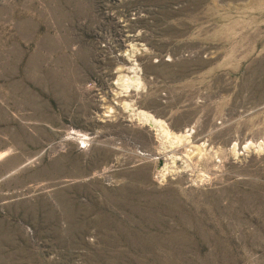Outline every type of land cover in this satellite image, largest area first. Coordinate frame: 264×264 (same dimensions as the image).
I'll use <instances>...</instances> for the list:
<instances>
[{
	"label": "rangeland",
	"instance_id": "rangeland-1",
	"mask_svg": "<svg viewBox=\"0 0 264 264\" xmlns=\"http://www.w3.org/2000/svg\"><path fill=\"white\" fill-rule=\"evenodd\" d=\"M0 264H264V0H0Z\"/></svg>",
	"mask_w": 264,
	"mask_h": 264
},
{
	"label": "bare ground",
	"instance_id": "bare-ground-1",
	"mask_svg": "<svg viewBox=\"0 0 264 264\" xmlns=\"http://www.w3.org/2000/svg\"><path fill=\"white\" fill-rule=\"evenodd\" d=\"M160 128H161V130H162V132H164V134H168V133H166L167 132V130H165V128L163 127V125H161L160 124ZM170 134V133H169ZM168 136H170V135H168ZM170 137H173V136H170ZM174 138H175V136H174ZM177 138V137H176ZM173 139V138H172ZM187 139V138H186ZM174 140V139H173ZM178 140H180V139H178ZM183 141V140H182Z\"/></svg>",
	"mask_w": 264,
	"mask_h": 264
}]
</instances>
